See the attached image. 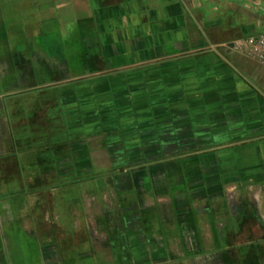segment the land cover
<instances>
[{
  "label": "crops",
  "instance_id": "1",
  "mask_svg": "<svg viewBox=\"0 0 264 264\" xmlns=\"http://www.w3.org/2000/svg\"><path fill=\"white\" fill-rule=\"evenodd\" d=\"M262 32L264 0H0V264H263L264 65L226 46Z\"/></svg>",
  "mask_w": 264,
  "mask_h": 264
},
{
  "label": "rangeland",
  "instance_id": "2",
  "mask_svg": "<svg viewBox=\"0 0 264 264\" xmlns=\"http://www.w3.org/2000/svg\"><path fill=\"white\" fill-rule=\"evenodd\" d=\"M37 84L36 85H30L29 81L28 82H21L19 83V86L15 87V89L13 90V94L9 96H6L5 98V101L6 102H13V101H20L23 103V105L25 106L23 108V113L25 114L26 116V120L28 121L29 120V117H31L32 115V109L35 108L36 106H33L36 104L37 100L41 101L43 100L44 97L46 96H49L50 94L52 93H59L60 90H61V87H49V88H43L41 87L42 86V83L37 81ZM26 101H31L33 102L31 105V107L28 105V103L26 104ZM39 103V104H40ZM40 106H43L42 104ZM47 113L49 115H52L54 113H57V111L54 109V108H51L49 107L47 109ZM23 114V115H24ZM0 125L3 123V119L4 117L5 118H9V119H12V115L10 113H0ZM60 135H62V133L60 132ZM97 165H98V162H95ZM102 164H105V165H109V162H106V163H102ZM106 167H109V166H106ZM11 189H16L15 186H10ZM9 194L6 193H3L0 195V198H8L9 199ZM57 201V202H56ZM55 202L57 203V208L56 210L59 212L60 210V214L62 216V209L65 208V205H67L65 202H66V196L64 194H57V200ZM64 207V208H63ZM16 213V212H15ZM63 217H64V214H63ZM263 247H264V243L262 244ZM253 260L251 261V264H252ZM263 262H264V259H263ZM264 264V263H263Z\"/></svg>",
  "mask_w": 264,
  "mask_h": 264
},
{
  "label": "built area",
  "instance_id": "3",
  "mask_svg": "<svg viewBox=\"0 0 264 264\" xmlns=\"http://www.w3.org/2000/svg\"><path fill=\"white\" fill-rule=\"evenodd\" d=\"M226 46L264 65V32L235 39Z\"/></svg>",
  "mask_w": 264,
  "mask_h": 264
}]
</instances>
